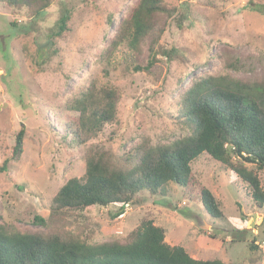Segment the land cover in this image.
I'll return each mask as SVG.
<instances>
[{"label": "rangeland", "instance_id": "rangeland-1", "mask_svg": "<svg viewBox=\"0 0 264 264\" xmlns=\"http://www.w3.org/2000/svg\"><path fill=\"white\" fill-rule=\"evenodd\" d=\"M138 1L52 0L39 20H31L26 8L0 5V224L8 231L70 230L100 242L127 238L142 220L153 218L168 244L183 246L197 260L264 264V207L247 183L207 153L192 169L217 198L223 219L211 217L187 189L172 184L164 195L140 192L119 219L113 218L120 209L115 204L69 213L50 227L33 223L36 216L49 218L64 184L83 177L90 152L118 158L145 141L156 146L182 136L176 104L194 80L264 79V0H165L178 12L160 40V62L149 72H134L125 43L110 64L104 53ZM64 10L71 12L69 31L51 39ZM172 48L171 57L162 53ZM147 57L148 47L140 63ZM105 87L120 90L116 120L79 144L68 129L79 113L69 104L90 88L99 95ZM22 128L24 152L14 161ZM248 168L264 191V170Z\"/></svg>", "mask_w": 264, "mask_h": 264}, {"label": "trees", "instance_id": "trees-1", "mask_svg": "<svg viewBox=\"0 0 264 264\" xmlns=\"http://www.w3.org/2000/svg\"><path fill=\"white\" fill-rule=\"evenodd\" d=\"M0 5L26 8L31 20H39L52 0H0ZM177 12L165 0H139L121 23L105 58L112 64L115 53L126 43L125 58L132 62L133 71H151L160 62V40ZM70 20L71 12L64 10L51 39L63 37ZM146 46L149 57L143 65L140 61ZM175 52L172 48L162 53L171 57ZM231 68L239 71L237 66ZM120 99L118 89L105 87L98 95L90 88L69 104L70 110L79 113L68 124L77 143L96 138L106 124L116 120ZM176 106V119L185 131L182 136L156 146L145 141L118 158L109 152H90L83 177L64 184L52 199L49 218L36 216L33 223L50 227L53 220L69 213L115 204L120 209L113 218L119 219L140 192L164 195L172 184L187 189L188 197L199 200L211 217L223 219L217 198L192 169L203 153L238 175L251 188L255 203L264 207L259 176L248 168L254 165L264 170V79L244 82L230 76H209L194 80ZM25 134L22 128L16 136L14 161L23 155ZM7 165L8 161L1 169L6 171ZM165 239V229L153 218L142 220L127 238L100 242L70 230L8 231L0 224V264H226L197 260L183 246H172Z\"/></svg>", "mask_w": 264, "mask_h": 264}]
</instances>
